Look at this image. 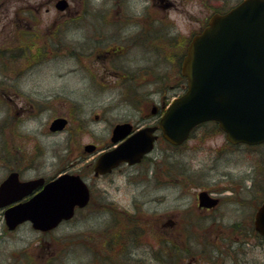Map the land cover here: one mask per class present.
<instances>
[{"label":"rangeland","instance_id":"1","mask_svg":"<svg viewBox=\"0 0 264 264\" xmlns=\"http://www.w3.org/2000/svg\"><path fill=\"white\" fill-rule=\"evenodd\" d=\"M55 1L0 0L3 60L14 58L0 65V180L16 166L24 179L60 168L84 173L94 156L84 144L108 145L116 122L151 123L142 111L158 106L155 89L168 79L150 43L137 52L143 39L134 24L159 19L179 33V50L182 37L236 0H67L63 10ZM114 45L124 54L100 55ZM16 49L22 53L11 56ZM55 116L68 123L50 133ZM210 130L211 123L197 127L177 147L160 138L143 163L99 179L89 169V205L50 231L27 222L7 231L0 214V264H163V240L190 250L178 264H264V241L250 231L264 196V143L232 146ZM202 189L221 198L216 209L197 206Z\"/></svg>","mask_w":264,"mask_h":264},{"label":"water","instance_id":"2","mask_svg":"<svg viewBox=\"0 0 264 264\" xmlns=\"http://www.w3.org/2000/svg\"><path fill=\"white\" fill-rule=\"evenodd\" d=\"M67 0H57L63 10ZM186 90L167 106L159 119L162 136L180 144L198 123L214 120L230 143L264 142V0H241L224 13L213 14L203 30L193 36L181 66ZM66 123L55 118L49 128L60 130ZM157 126L133 133L128 122L113 127L116 146L101 153L94 163L95 173L105 172L120 162L141 160L154 145ZM91 150L93 145H88ZM41 180L20 181L10 173L0 184V206L29 194ZM199 205L211 206L215 198L198 193ZM89 198L86 184L78 175L62 174L45 184L34 196L4 211L9 229L29 220L37 229L55 227L73 215L75 206ZM255 229L264 236V201L255 212Z\"/></svg>","mask_w":264,"mask_h":264},{"label":"flooded vegetation","instance_id":"3","mask_svg":"<svg viewBox=\"0 0 264 264\" xmlns=\"http://www.w3.org/2000/svg\"><path fill=\"white\" fill-rule=\"evenodd\" d=\"M170 5H173V3H169L167 1H164L163 6H170ZM125 10H126V14L125 15L131 16V13L127 9H125ZM207 20L208 19L206 18L204 20V22H202L198 26V28H196L194 31H192V33L189 35V37H187V38L186 37H182V39H181L182 40L181 41L182 45L179 46V50L176 47V42L177 41L180 42V38H181L179 33L177 31H174L171 27L169 29H167V27H164L161 24L162 21H160L159 19L154 20L155 22L146 21V23L134 24L135 27H136L134 32L139 30V32H138L139 34L136 37L138 39H143V41H137V42H139L135 46V47H137V49H136V50H138L137 52L141 53V51H143V52L146 51L147 48H145V43H150L152 45L150 51L153 53V58L155 59V63L156 64L158 63V55H161V57L163 58L162 59L163 60L162 65H164V74L166 76V79H168V81L163 79L162 80V85H158L156 87V89H155V91L162 92V94H161L162 96L160 97V103H158V106L154 105V106L151 107V114L150 115L149 114L146 115L147 111H145V112L142 111L143 118H145V119L152 118L151 123L136 125V124H134L132 122L125 121V120L124 121H120V122H116L111 127L110 137H109L110 143L108 145L103 146V147H100L99 145H97L95 143H87V144L83 145L82 150L84 152L93 153V155H94L92 157L91 162H90V168H89L90 171H91V177L93 179H99L101 177H105V176H107L109 174H112L115 171H120L122 166H127L129 168L135 167L139 163H143L148 158V154H147V155H144L141 158V160L139 162H137V163L129 164L127 162H121L117 166L111 168L107 172H104V173H102V172L94 173L93 172L94 171V166L93 165H94L96 159L98 158L99 154L102 151L111 148L112 145H113L111 137H112L113 127H114L115 124L122 123V122H129L131 124V132H133L134 130H136V129L142 127V126L151 125V124L155 125L158 122L159 116L163 112L164 106L166 105V103L169 102V99H170L169 98V94H172L171 95L172 97L173 96H177L180 93V91L183 90L185 85L183 84V80L180 78V74H181V60H182V58H183V56L185 54V51H186V48H187V44H188L191 36H193L197 32H200V30L203 28V26L207 23ZM0 21H1V19H0ZM164 25H166V24H164ZM153 39H156L157 41H153ZM146 41H149V42H146ZM131 43L134 44L133 41ZM3 49H4L3 48V44L0 43V59L2 61L0 63V65H2V66H3V62L4 61H8L9 62L8 59H11L12 62L14 61V58H7V60L6 59L3 60V58H4L3 57ZM124 52H125V49L123 47H121L119 45H114V46L102 49L100 51V55L101 56H107L108 59H110V58H112V59L114 58L115 59L116 57L121 56L122 54H124ZM143 69L144 68L142 66H140L138 68V72H139L140 75L145 73L143 71ZM152 74L154 75V77H156L155 80L158 78V76L160 78V75H159L160 73H152ZM116 75L117 76L119 75V79L121 81H123L127 77L126 73H119V74L116 73ZM169 77L171 78L170 81H169ZM169 82H172V84H170ZM163 92H167L168 95L163 93ZM5 97H7V95ZM8 99H10V97H8ZM150 104H152V103H150ZM56 117H59V116H55L53 118H56ZM67 123H68V120H67L65 126L62 128L61 131H63L66 128ZM61 131H59V132H61ZM50 133H57V131L50 132ZM156 133L158 135V137L156 139V141H157L159 139V137H160V134H159L158 130L156 131ZM88 145H93V148L90 150L89 149L90 147H87ZM16 167L15 168H8L6 175L9 172H11L12 170H14V171L16 170L20 174V172H21L20 169H18ZM87 171L84 172V173L71 172V171H67L65 168H60L54 174H51V175L36 174V175L30 177V179L41 180L40 184H38L35 188H33L28 195L22 197L21 201H24V200L30 198L31 196L35 195L45 184L49 183L53 178L57 177L58 175H61L62 173H74V174L79 175L86 182V184L88 186L89 195H90L89 196V201H90L91 197H92V191H91V188H90V186H91L90 185V181L87 179L86 174H85V173H87ZM221 202L222 201H221V198H220V201H218V204L215 207L209 208V209H207V208H202V209H204L207 212H210L213 209H216L220 205ZM88 205H89V202L87 203V205L85 207H83L81 209H85ZM0 214L3 215V208H0ZM110 214L112 215V218H113L114 214L113 213H110ZM251 227H253V224H252Z\"/></svg>","mask_w":264,"mask_h":264},{"label":"trees","instance_id":"4","mask_svg":"<svg viewBox=\"0 0 264 264\" xmlns=\"http://www.w3.org/2000/svg\"><path fill=\"white\" fill-rule=\"evenodd\" d=\"M21 53H22V51H21V49H19L18 53H16V54H21ZM12 55H14V53ZM210 123L212 124V130H210V133L212 131H214V132L219 131V128L217 127L216 123H214V122H210ZM214 132H212V133H214ZM257 183H258V181H257ZM250 231H251V233H254L252 227L250 228ZM246 233H247L246 230L241 231L238 236H244V235H246ZM245 242H246V240H240V242H239L240 245H238V246L243 245ZM229 246H232V244L230 243ZM187 249H185V250H187ZM161 251H162L161 258L156 257V259L161 261L163 264H178V262L181 261L180 259H181L182 255L188 256V254L190 252V250H187L186 252L185 251L180 252L179 248L177 249V247L174 246V244L168 243L167 240L166 241L163 240V247H162ZM228 256L232 259L231 253H228Z\"/></svg>","mask_w":264,"mask_h":264}]
</instances>
